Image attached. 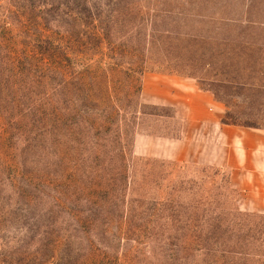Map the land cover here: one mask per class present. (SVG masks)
<instances>
[{"label":"rangeland","instance_id":"374dc122","mask_svg":"<svg viewBox=\"0 0 264 264\" xmlns=\"http://www.w3.org/2000/svg\"><path fill=\"white\" fill-rule=\"evenodd\" d=\"M148 74L264 126V0H0V264H264L228 172L155 151Z\"/></svg>","mask_w":264,"mask_h":264},{"label":"crops","instance_id":"0c3cea01","mask_svg":"<svg viewBox=\"0 0 264 264\" xmlns=\"http://www.w3.org/2000/svg\"><path fill=\"white\" fill-rule=\"evenodd\" d=\"M140 100L171 106L182 123L177 136L161 138L159 156L225 169L242 196L241 208L264 215V126L224 122V103L189 77L144 75ZM143 137H136L135 147Z\"/></svg>","mask_w":264,"mask_h":264},{"label":"trees","instance_id":"16d2710c","mask_svg":"<svg viewBox=\"0 0 264 264\" xmlns=\"http://www.w3.org/2000/svg\"><path fill=\"white\" fill-rule=\"evenodd\" d=\"M230 187V186H229ZM231 188V187H230ZM233 191H235L233 188H231ZM236 192V191H235ZM253 215L255 214V215H257V216H259V215H261L262 217H263V219H264V215H262V214H259V213H255V212H251Z\"/></svg>","mask_w":264,"mask_h":264}]
</instances>
